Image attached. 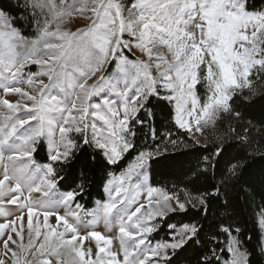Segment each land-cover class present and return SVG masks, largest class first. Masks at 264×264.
Listing matches in <instances>:
<instances>
[{"label": "snow or ice", "instance_id": "6c2138e0", "mask_svg": "<svg viewBox=\"0 0 264 264\" xmlns=\"http://www.w3.org/2000/svg\"><path fill=\"white\" fill-rule=\"evenodd\" d=\"M23 9L35 21L34 39L0 9V264H171L186 245L200 242L202 225L168 224V237L153 243L161 228L157 218L186 212L188 204L176 191L144 179L159 146L138 151L119 175H110L109 202L92 214L103 220L104 233L85 221L89 213L76 199L79 192H58L53 165L69 159L78 139L109 164L118 163L134 148L131 125L138 112L161 88L175 103L176 125L186 132H201L221 113L239 118L234 98L255 102L264 82V4L135 0L126 7L121 0H24ZM73 14L88 15L91 23L63 30ZM158 45L166 46L170 59L154 55ZM133 48L147 59H129L125 53ZM29 65L38 71L26 72ZM198 83L207 88L203 102L194 90ZM43 135L49 162L36 166L32 157ZM240 167L230 162L224 182ZM193 198L204 205L205 197ZM257 215L264 229V207ZM85 224L90 230L82 231ZM233 231L239 233L221 227L211 238L215 247L197 264H250ZM224 234L227 259L217 240Z\"/></svg>", "mask_w": 264, "mask_h": 264}, {"label": "trees", "instance_id": "16d2710c", "mask_svg": "<svg viewBox=\"0 0 264 264\" xmlns=\"http://www.w3.org/2000/svg\"><path fill=\"white\" fill-rule=\"evenodd\" d=\"M23 3V0H0V8L15 18L19 22L17 26L28 34L33 23L29 13L23 9ZM250 3L259 8L264 0H250ZM255 91V102L234 98V108L240 117L233 120L235 113H222L212 127L203 130V144L196 143L189 132L179 129L174 123L170 102L150 97L145 103L144 113L140 112L141 124L133 127V149L118 163L109 164L98 150L81 143L66 162L54 165L57 187L62 191L79 192L78 203L85 209H91L95 201L104 199V186L111 173L125 168L138 151L159 146L160 154L148 162L151 185L190 197L196 205L188 203L186 212L170 213L160 219L161 228L158 234L153 233V241L168 237V224L179 226L196 221L202 225L200 242L186 245L172 257L171 264H197L208 249L215 247L211 239L215 233L221 227L229 226L239 229V233L233 231L232 236L237 237L243 249L250 253V264H264L257 221L259 209L264 207V152L251 136L264 129V98L259 97L264 92V82ZM147 111L151 113L150 118ZM241 124H247L250 137L241 136L238 129ZM171 140H176L175 146ZM217 149H221L220 155H215ZM33 156L39 162H46L45 145L39 144ZM205 156L210 157L209 162L204 161ZM230 162H239L241 167L235 177L224 182ZM197 196L205 197L203 206L193 198ZM227 239L226 234L217 237L221 242L220 248L226 250L225 259L229 258Z\"/></svg>", "mask_w": 264, "mask_h": 264}, {"label": "rangeland", "instance_id": "374dc122", "mask_svg": "<svg viewBox=\"0 0 264 264\" xmlns=\"http://www.w3.org/2000/svg\"><path fill=\"white\" fill-rule=\"evenodd\" d=\"M24 1V0H23ZM122 3L125 4L126 7L130 6L131 3L135 2V0H121ZM1 9V8H0ZM30 15V13H29ZM125 16H127V12H125ZM12 17V16H11ZM30 21L32 24V27H30L32 30L28 33V34H25V35H28L30 36L31 38H35L36 35H37V32H36V29H35V21H32L31 18H30ZM26 22V20H25ZM91 23V19L89 18L88 15H79V14H73V16L69 19V18H66L64 23L61 25L62 29L63 30H68V31H75L77 28H83L85 27L87 24ZM28 24V23H27ZM124 39H127L128 36L127 34L124 35L123 37ZM156 52H159V54H162V55H165L167 58H171L170 57V53L167 52V48L166 46H159L157 47V49L154 50V55L156 54ZM129 59H147V56L146 55H141V53L139 52V50L133 48L132 49V53L129 54V53H125ZM25 71L26 72H32V73H35L38 71V67L37 66H34V65H29L25 68ZM156 73L154 72L153 75H155ZM45 80V83H47V78L44 77L43 78ZM195 92L197 94L198 97H200L201 101L203 102L204 98L206 97L207 95V88L201 84V83H198L196 86H195ZM247 89H245L246 91ZM55 94V92L53 93ZM168 91L161 88L159 90V94H153V95H150L148 97V99L150 97H159V98H163L165 100H167L168 102L171 103L172 105V108H173V121L175 123V116H176V110H175V103L174 102H171L169 101L168 99H166V95H168ZM95 99V98H94ZM147 99V100H148ZM144 113V107L138 112L137 114V117L135 118L134 122L132 123L131 125V130H132V133H133V127L135 126H139L141 123L139 121V115L141 113ZM150 111H147V115L148 117L150 118ZM222 114V113H221ZM220 114V115H221ZM236 118V115L233 114V120ZM96 124H97V127L100 128L102 127V122L100 121H96ZM176 124V123H175ZM214 124L212 123H208L205 125V127L202 129L201 132H191L190 133V136L191 138L196 142V141H199V144H203L205 142V137L203 136V130L207 129V128H210L212 127ZM178 126V125H177ZM55 127V126H54ZM238 129L239 131L241 132V136L242 137H245V138H248L250 137V130L249 128L247 127V124H241V126H238ZM92 133V129L89 128V135H91ZM251 136H254L255 137V140L257 142V147L260 148L261 151L264 152V129H259L254 135H251ZM133 137V135H132ZM55 138L58 140L59 139V132H58V128L55 129ZM77 143L78 144H81L82 142H80V140L78 139L77 140ZM39 144H44L45 145V149H46V155H47V161L46 162H39L37 161L34 156L32 157L33 159V162L36 166H43L44 164L48 163L49 162V154H50V144H49V138L47 135H43L41 136V138H39L36 142V145H35V149L36 147L39 145ZM154 158V157H153ZM55 165V164H54ZM53 165V166H54ZM127 166V165H126ZM144 171V179L150 183V178H149V165L147 164L146 166V169L143 170ZM110 175H119V172L118 173H111ZM110 175L105 183V186H104V199L103 200H97L95 201L93 207L91 209H87L88 210V213L89 215H87L84 219L85 221L88 223V224H93L94 223V226H95V230H98V231H101L102 233L105 232V229L103 227V220L99 217V216H95V215H92L93 213H96L100 210V206L109 202V192L108 190L106 189V185H107V182L110 178ZM153 186V185H152ZM56 188L58 189V192L59 193H66L68 191H62L60 190L58 187H57V184H56ZM141 197H143V193H141ZM188 200V203L192 206H195L196 205V202L188 197L187 198ZM14 209L10 206L8 211L11 212L13 211ZM4 212V209H0V213H3ZM162 219V218H157V222L159 223V220ZM257 221H258V215H257ZM0 222H3V218L2 216H0ZM258 225H259V229H260V240H261V247L264 248V229L261 228L259 222H258ZM24 227H25V242L27 241V235H26V220L24 222ZM84 230H90V229H87V225H82V231ZM153 235V234H152ZM235 237V236H234ZM157 241H153V243H155ZM88 244V241L85 240L84 241V246H87ZM118 240H114L113 241V245L112 247L113 248H117L118 247ZM228 247V245L226 246ZM0 250H2V245H0ZM241 251H244L243 247H241ZM264 251V250H263ZM229 256H230V253H229Z\"/></svg>", "mask_w": 264, "mask_h": 264}]
</instances>
